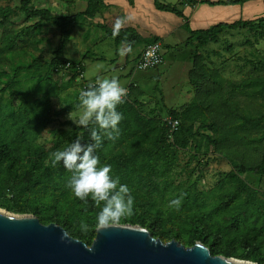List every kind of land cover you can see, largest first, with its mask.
Instances as JSON below:
<instances>
[{"label": "trees", "instance_id": "obj_1", "mask_svg": "<svg viewBox=\"0 0 264 264\" xmlns=\"http://www.w3.org/2000/svg\"><path fill=\"white\" fill-rule=\"evenodd\" d=\"M81 1L85 2L84 9L65 15H54L48 8L33 7L32 0H18L15 9L0 5L1 53L16 50L19 37L20 42L26 40L22 34L27 27L10 29L11 17L18 13H22L27 20L36 19L38 23L56 27L61 37L53 57L45 65L36 61L17 65L12 76L0 88V208L11 213L35 215L42 224L56 223L67 234L89 245L95 237L99 208L91 198L87 203L77 199L66 187L72 173L62 163L55 167L50 163L51 153L63 150L78 136H83L82 142H90L88 131L74 125L65 135L53 140L50 147L39 143L37 138L45 130L49 118L36 108L19 83L20 74L33 69H45L43 80L46 90L55 86L52 81L55 72L62 69L72 71L68 82L82 74L83 67L78 62L60 57L69 38V26L79 17L91 19L100 15L106 5L105 0ZM128 1L132 3V0ZM247 1L184 0L182 4L179 1L169 5L153 0L157 10L170 12L183 20L182 28L188 33L185 44L192 46V67L188 79L193 85H199L198 80L205 77L207 67L202 50L207 43L219 42L222 32L231 34L241 30L258 38L264 33V16L217 22L207 28L192 29L181 7L195 4L242 5ZM105 32L115 44L130 43L132 50L160 40L157 35L143 36L129 26L120 29L118 35L113 34L114 29H106ZM225 42L229 50L234 48L232 42ZM247 43L252 44L251 41ZM211 52L214 56L220 55L215 50ZM253 55L255 60L245 58V63L254 65L255 69L262 72L232 86L233 89H247L253 93L264 91V55L257 45L253 47ZM89 85H84L82 90H86ZM6 92L7 98L4 97ZM129 93L131 90L125 102L117 108L123 115L119 124L120 135L115 140L105 138L95 152L100 165H111V175L119 177L122 184H127L135 198L134 215L123 219L121 223L138 224L164 242L174 238L185 246H191L200 241L212 255L264 264V199L241 176L250 172L264 178V148L257 159L245 158L242 154L243 157L238 161H230L231 169L209 192L213 198L209 201L207 194L199 191L194 181L183 187L179 183L174 184L172 175L179 161V152L186 150L190 140L199 137L207 138L209 144L218 149L225 145L231 147L236 137V127L227 123L217 125L216 120L220 115L214 113L215 116H212L208 104L194 98L181 108H170L160 101V106L155 105L146 110L135 99H131ZM17 94L19 103L16 102ZM43 95L46 96V92ZM223 103L227 106L226 100ZM227 110L234 114L240 124L254 123V117L242 112L237 105L232 109L227 106ZM163 112L170 119L178 120L175 131L169 133L168 125L161 119ZM196 121L199 123L197 129L194 128ZM257 122L264 124V106ZM203 129L212 131L214 137L202 133L200 130ZM199 147V143H194L193 150L196 152ZM195 155L193 158H196ZM188 175L190 177L191 173ZM178 198H182L179 208L170 206V202ZM81 222L89 226L87 232L81 230Z\"/></svg>", "mask_w": 264, "mask_h": 264}, {"label": "rangeland", "instance_id": "obj_2", "mask_svg": "<svg viewBox=\"0 0 264 264\" xmlns=\"http://www.w3.org/2000/svg\"><path fill=\"white\" fill-rule=\"evenodd\" d=\"M159 1L169 5L177 4L179 1L180 4L184 2V0ZM82 2L84 3L81 0H32V5L36 8H48L54 15H65L82 10ZM0 5L15 9L18 6V0L0 1ZM195 5L181 7L190 19L193 12L191 9H194ZM206 5L209 6V4ZM184 6L189 8H185L184 11ZM230 11H226L227 18L217 19L210 24L233 21L228 19L231 15ZM101 16L102 14L96 15L91 19L79 17L69 26V38L65 42L60 57L71 62H78L83 67L81 76L77 75L68 82L73 72L62 69L52 74L55 86L46 90L44 88L46 82L43 80L46 75L45 69H33L20 74V88L29 95L36 108L39 111L42 110L43 114L49 118V123L37 141L45 147H50L53 140L65 135L68 129L76 125L74 121L80 114L78 93L84 85L94 81L118 78L123 87L128 91L131 90L129 93L131 99H135L138 105L146 110L155 105L160 106V101H163L167 107L181 108L194 98L208 104L212 116H215L214 113L220 115V118L216 120L217 125L227 123L229 126L236 127V137L231 147L225 145L220 146L219 149L209 144L205 137L190 140L186 150L179 152V161L172 179L174 184L179 183L182 187L194 181L199 191L205 192L209 201L213 200L209 192L215 187L217 181L226 177L231 169L230 161H238L243 155L245 158L257 159L260 150L264 148V124L257 122L258 115L264 106V91L253 93L247 89L232 88L239 82L262 72L260 69H255L254 65L246 64L245 58L255 60L254 45H257L264 55V33L257 38V35L250 36L244 30L231 34L222 32L219 35V42L207 43L202 50L207 70L205 77L200 78L199 85L195 86L188 79L192 67L190 56L192 46L186 45L185 39L181 40L184 35L188 36L183 28L179 29L177 36L169 34L163 38L160 37V53L163 61L156 67L142 71L135 69V59L143 47H140L136 54L129 53L126 57L125 54L121 55V49L126 45L115 44L112 37L107 36L105 32L106 29H114L115 20L112 24L102 23ZM259 16H264V9L260 2H257L244 14L241 11L236 19H253ZM149 19H151L150 16ZM11 21L10 29L18 30L21 27H27L22 34L26 40L20 42L19 37L16 50L10 53L0 52V88L12 76L17 65H28L32 61L45 65L53 57V51L61 40L56 27L47 23H38L36 19L27 20L22 13L11 17ZM1 33L0 25V35ZM144 35L153 34L147 30ZM225 40L234 44L232 50L228 49ZM248 41L252 44L247 43ZM212 50L220 52V55L214 56ZM45 92L46 96L43 95ZM7 96L8 92L4 94L5 98ZM224 100L227 101L228 109L237 105L242 112L254 117V123L240 124L234 118V114L228 112L225 102L223 103ZM16 102L19 103L18 94ZM161 119L166 123L170 117L163 112ZM198 124V121L194 122L195 129ZM200 131L211 138L214 137L212 131L208 129ZM194 143H199L200 146L196 152L193 150ZM194 154L196 158H193ZM189 159L190 162L187 163ZM241 176L246 183L258 191V196L264 199V178L250 172Z\"/></svg>", "mask_w": 264, "mask_h": 264}, {"label": "water", "instance_id": "obj_3", "mask_svg": "<svg viewBox=\"0 0 264 264\" xmlns=\"http://www.w3.org/2000/svg\"><path fill=\"white\" fill-rule=\"evenodd\" d=\"M63 236V239L61 238ZM92 249V251H89ZM250 260L212 255L200 241L185 246L162 241L138 224L98 230L89 245L56 223L0 208V264H249ZM255 264H258L255 262Z\"/></svg>", "mask_w": 264, "mask_h": 264}, {"label": "clouds", "instance_id": "obj_4", "mask_svg": "<svg viewBox=\"0 0 264 264\" xmlns=\"http://www.w3.org/2000/svg\"><path fill=\"white\" fill-rule=\"evenodd\" d=\"M127 20L118 18L114 25V35H118ZM121 55L132 51L131 44L125 42ZM128 94L118 78H106L90 84L86 90L79 93L80 114L74 123L86 129L90 142L85 143L83 136H78L63 150L51 153L50 163L58 164L72 173L66 187L74 196L87 203L91 198L99 208L96 216L98 230L118 227L123 219L134 215L135 198L127 184H122L119 177L111 175V165H100V159L95 154L102 141L107 138L115 140L121 132L119 124L123 119L117 111L119 105L125 102ZM182 198L170 202V206L179 208ZM88 225L81 222L80 228L88 231ZM63 239V236L61 237ZM92 251V249H89ZM249 264H255L250 261Z\"/></svg>", "mask_w": 264, "mask_h": 264}, {"label": "crops", "instance_id": "obj_5", "mask_svg": "<svg viewBox=\"0 0 264 264\" xmlns=\"http://www.w3.org/2000/svg\"><path fill=\"white\" fill-rule=\"evenodd\" d=\"M211 1H216V0H211ZM257 2H260V4L263 6L264 9V0H250L248 2L243 3L242 5L216 4V5L207 6L206 4H196L194 9H191L193 11L191 14L192 16L191 19L188 18L185 12L183 13L188 18L190 28L202 29L209 27L210 25H212L210 23L216 21L217 19L227 18L228 15L226 14V11L231 10L230 11L231 15L229 16L230 18L228 19H231L233 21L237 20L236 18L240 15L241 11L242 14H244V12H246L250 8V6H255ZM82 4H83L82 7L84 9L85 2L84 3L82 2ZM105 5L106 6L101 13L102 23L105 22L107 24L108 23L112 24L114 20L116 22L118 18H124L127 20L125 26L135 28L137 32L143 36H146L144 34H146L147 30L151 32L153 35H157L161 38L169 34H173V35L176 34L177 36L178 35L177 32H179V29L182 28L183 20L180 17L170 12H165L160 10L157 11V9L153 5V0H132L131 4L129 3L128 0H105ZM183 8L185 11V8H189V7L184 6ZM218 14H222V15H218ZM149 16L151 17V19H149ZM186 38L187 36L184 35L181 38V40L183 41ZM139 48L140 47L134 48L130 53L136 54ZM126 55L127 53L125 54V57Z\"/></svg>", "mask_w": 264, "mask_h": 264}, {"label": "built area", "instance_id": "obj_6", "mask_svg": "<svg viewBox=\"0 0 264 264\" xmlns=\"http://www.w3.org/2000/svg\"><path fill=\"white\" fill-rule=\"evenodd\" d=\"M160 49V41H155L145 45L136 58L135 69L144 71L158 66L162 62ZM79 76H81V74ZM95 83L96 82H92L90 84ZM166 124L169 127V133H171L177 129L179 122L177 119H168Z\"/></svg>", "mask_w": 264, "mask_h": 264}]
</instances>
